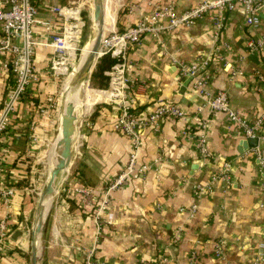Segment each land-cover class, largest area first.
Listing matches in <instances>:
<instances>
[{
  "label": "crops",
  "instance_id": "crops-1",
  "mask_svg": "<svg viewBox=\"0 0 264 264\" xmlns=\"http://www.w3.org/2000/svg\"><path fill=\"white\" fill-rule=\"evenodd\" d=\"M7 1L0 0V6H8ZM34 1L40 19L51 20L58 34L63 29V17L54 9L86 2ZM203 1L105 0L109 26L105 31L123 32L151 15L156 6L173 3L182 14ZM215 17L209 13L189 28L179 27L158 37L146 35L131 49L128 74L133 81L131 98L136 116L147 118L160 103L196 112L201 100L194 83L180 75L174 59L187 64L206 62L202 76L209 78L210 94L227 91L231 107L250 124L264 116V83L260 79L264 76V52H251L248 46L250 40L264 36V14L259 28L246 25V12L240 3L225 13L221 30ZM36 33L40 42H46L45 27H37ZM52 56L51 48H38L36 68L41 81L22 101L11 131L0 145L5 183L16 189L8 206L0 203V221L7 220L10 229V241L0 251V264H30L40 199L36 196L40 185L38 157L57 113L46 118L40 110L49 98L58 100L61 92L60 82L48 75ZM226 64L242 74L234 76ZM13 80L10 57L0 55V111ZM88 95L90 108L78 114L74 128L70 168L58 179L40 264H87L91 252L93 264H154L163 258L164 264L264 261V171L242 128L224 113L205 112L209 159L200 154L199 132L191 119L164 120L159 133L145 129L138 167L150 169L128 177L107 197L108 188L127 169L133 142L116 130L119 111L97 103L100 100L95 91H88ZM32 131L38 135L34 145L30 142ZM261 147L264 149V144ZM5 149L9 152L3 154ZM225 162L232 166L231 184L218 181L212 192L196 195L194 186L210 182ZM105 198L109 200L108 212L100 227L96 213ZM194 204L198 205L194 218L181 211ZM179 230L181 241L176 245L173 238ZM193 252L197 254L194 263Z\"/></svg>",
  "mask_w": 264,
  "mask_h": 264
},
{
  "label": "built area",
  "instance_id": "built-area-1",
  "mask_svg": "<svg viewBox=\"0 0 264 264\" xmlns=\"http://www.w3.org/2000/svg\"><path fill=\"white\" fill-rule=\"evenodd\" d=\"M242 4L246 12V25L250 28H259L263 24L262 15L264 14V0H204L198 6L189 9L182 14L176 10L173 3L156 6L151 15L142 18L134 26L123 32L109 31L104 32L100 47V57L111 56L115 59L113 67L105 73L108 77V87L101 92L104 99L97 103H105L119 111L116 130L122 132L133 142V152L130 157L127 169L111 184L106 192V196L123 186L126 179L138 173L147 172V166L138 167V157L142 146V131L150 129L154 133L161 131V124L167 119H191L197 126L199 132V151L204 159H209L211 154L208 147V119L204 113L209 115L214 113H224L237 126L243 129L249 139H256L258 145L253 148L264 171V116L260 117L255 124H250L243 119L236 110L230 105L229 94L227 91H219L212 95L207 90L208 76H202L207 70L206 62H196L187 64L183 61H176L180 75L192 80L193 88L200 98L196 112L191 114L185 109L165 103L159 106L147 118L136 116L134 101L131 98L133 81L129 77L131 49L138 45L144 36L152 35L158 37L165 32L173 31L179 27L189 28L204 15L209 13L216 14V25L222 29L224 15L227 11L235 8L236 4ZM8 6H0V55L10 57V67L14 76L13 84L7 88L3 107L0 111V145L2 139L9 135L13 122L19 114L20 105L27 97L29 91L41 81V75L36 68V56L40 46L49 47L53 50L52 63L49 77L60 82V78L69 74L70 68L74 66L77 46L84 23L82 22L83 5L77 4L69 7H58L54 12L63 17V29L61 33H55L52 21H43L39 17V10L34 0H8ZM45 27L47 34L46 42H40L36 36V28ZM251 52H264V36L252 39L248 43ZM227 69L233 72L234 76L241 75V70H234L230 64H226ZM264 83V76H260ZM47 105L41 108L40 114L50 118L52 112H57V100L49 98ZM36 126L35 122L32 123ZM35 128V127H34ZM30 137L31 145L38 142L36 131H32ZM13 137L10 138V144ZM9 147V146H8ZM8 149L3 150L6 154ZM0 160V203L9 205L16 194V189L7 186L4 180L3 165ZM159 161V160H158ZM157 163V162H156ZM231 163L225 162L218 174L205 185L194 186L196 195L202 196L214 190V185L218 181H223L230 185ZM90 191L83 190L89 194ZM108 198H105L99 205L96 213V222L101 227L102 217L108 212ZM188 212L191 217H195L198 212V205L194 204L189 209H182ZM10 241V229L7 220L0 221V251ZM181 241V230L173 238V244ZM220 250V248H219ZM221 250L219 251V255ZM93 253H88L87 264H93ZM197 254L192 253L191 260L196 262ZM165 258L154 264H164ZM255 264H264L262 259H258Z\"/></svg>",
  "mask_w": 264,
  "mask_h": 264
},
{
  "label": "water",
  "instance_id": "water-1",
  "mask_svg": "<svg viewBox=\"0 0 264 264\" xmlns=\"http://www.w3.org/2000/svg\"><path fill=\"white\" fill-rule=\"evenodd\" d=\"M93 2L96 14V23L98 25L97 27L94 26V45L81 70L71 81L69 93L66 91L62 93L58 114V137L60 138V143L65 148L66 160L62 164L54 166L48 183L40 195L37 218L31 236L30 264H40L41 252L45 248L47 242L50 213L54 202L58 179L62 173L69 170L72 161V141H70L68 137L67 130L69 95L72 91L82 87L83 84L91 80V77L101 59L100 47L105 32L104 2L103 0H93ZM248 144L250 147H256L258 145V141L256 139H249ZM49 200H52L51 208L46 214L45 206Z\"/></svg>",
  "mask_w": 264,
  "mask_h": 264
},
{
  "label": "rangeland",
  "instance_id": "rangeland-1",
  "mask_svg": "<svg viewBox=\"0 0 264 264\" xmlns=\"http://www.w3.org/2000/svg\"><path fill=\"white\" fill-rule=\"evenodd\" d=\"M86 2L83 4V11H82V22L84 23V27L82 29V34H81V41L77 46V51H76V57L74 61V66L70 68V72L67 75H64L60 78V87H61V92L58 95V100H57V108L59 110V105L62 97V93L65 91V87L69 83V81L77 74V72L80 70L82 67L83 63L85 62L86 59L83 61V56L85 49L88 45L91 44L92 39L94 38V23L93 20L95 19V9H94V2L93 0H85ZM105 0H103L104 2ZM106 27L109 28V26L106 24ZM106 34H109V31H105ZM87 58V57H86ZM96 70V69H95ZM95 72V71H94ZM95 91L98 92L96 88H94L91 85V80L87 81L85 84L82 85L81 87V92L79 95L80 99V108L78 107L76 111L74 112L75 117V125L73 126V131L75 133V126H77V116L82 110H86L88 107V100H89V95L88 91ZM78 109H80L78 111ZM53 123V129L52 132L49 135V139L47 140L46 144L41 147L40 149V156L38 157L39 162L37 164V172H38V182H39V190H36L38 197H40V194L42 193V190L45 189L48 180L50 178L52 168L50 164V154L52 152V149L55 146V142L57 140V137L59 135V130H58V111L55 114V118L52 121ZM58 184V183H57Z\"/></svg>",
  "mask_w": 264,
  "mask_h": 264
},
{
  "label": "bare ground",
  "instance_id": "bare-ground-1",
  "mask_svg": "<svg viewBox=\"0 0 264 264\" xmlns=\"http://www.w3.org/2000/svg\"><path fill=\"white\" fill-rule=\"evenodd\" d=\"M94 17H95V19L93 20V23H94V26L97 27L98 25L96 23L97 22L96 21V14H95ZM105 29H106V16H105V28H104V30ZM93 45H94V38L92 39L91 44L88 45L86 47V49H85L84 56H83L84 57L83 58V61H84V59H87L88 56L90 55ZM84 63H83V65H84ZM81 68H80V70H81ZM78 72H77V74H78ZM74 77L69 81V83L65 87V91L68 92V93H69V87H70L71 81L74 79ZM79 90H80V88H77L74 91H72V93L69 95V99H68L67 130H68V137H69L70 141H72V142H73L74 137H75V133L73 131V126L75 125V121H74L75 114H74V112L76 111L77 106H78ZM96 93H97V96H98V98H99L100 101L104 99V97H103L104 95L101 92H96ZM70 104H71V110H70ZM55 145L56 146L52 149V152L50 154V159H49L52 170H53V168H54L55 165H60V164H62L66 160L65 148L60 143V138L59 137H58ZM51 203H52V200H49L46 203V206H45V213L46 214H47L48 210L51 208Z\"/></svg>",
  "mask_w": 264,
  "mask_h": 264
},
{
  "label": "trees",
  "instance_id": "trees-1",
  "mask_svg": "<svg viewBox=\"0 0 264 264\" xmlns=\"http://www.w3.org/2000/svg\"><path fill=\"white\" fill-rule=\"evenodd\" d=\"M114 64H115V59H113L109 55L103 56L100 59L97 68L91 77V85L94 88L98 90H102L108 87L109 79L105 75V72L109 71Z\"/></svg>",
  "mask_w": 264,
  "mask_h": 264
}]
</instances>
